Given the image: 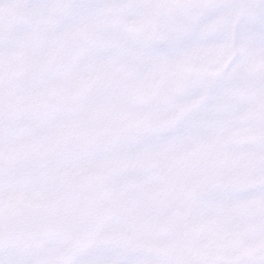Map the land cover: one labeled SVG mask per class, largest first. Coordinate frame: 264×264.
<instances>
[{
	"label": "snow or ice",
	"instance_id": "1",
	"mask_svg": "<svg viewBox=\"0 0 264 264\" xmlns=\"http://www.w3.org/2000/svg\"><path fill=\"white\" fill-rule=\"evenodd\" d=\"M0 264H264V0H0Z\"/></svg>",
	"mask_w": 264,
	"mask_h": 264
}]
</instances>
